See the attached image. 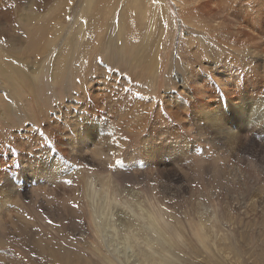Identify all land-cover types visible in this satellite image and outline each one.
Returning a JSON list of instances; mask_svg holds the SVG:
<instances>
[{"label": "rangeland", "instance_id": "374dc122", "mask_svg": "<svg viewBox=\"0 0 264 264\" xmlns=\"http://www.w3.org/2000/svg\"><path fill=\"white\" fill-rule=\"evenodd\" d=\"M138 1L0 0V207L6 211L0 213V264H112L102 243L106 230L109 239L118 234L111 242L119 245L134 234L142 264H264V129L236 141L207 131L217 106L229 114L250 97L248 77L259 92L250 100H264V72L242 53L250 42L206 33L208 16L187 19L176 0ZM250 1L227 0L218 15L230 20L235 11L242 20L244 4L259 8L250 27L264 43V7ZM217 55L237 65L239 89L231 86L234 93L225 96L206 81L210 106L197 98L186 116L167 109L168 116L165 92L189 99L174 90L182 64L207 75ZM89 77L109 78L107 96L97 97L100 109L89 95ZM61 102L65 122L51 115ZM26 125L40 133L22 135ZM17 137L21 147L13 143ZM5 139L15 161L3 149ZM77 144L97 150L84 154ZM51 160L62 165L53 183L36 174L39 181L24 185L29 164ZM89 185L107 188L118 203L117 233L110 216L99 228ZM148 211L163 236L147 229ZM117 263L132 264L121 253Z\"/></svg>", "mask_w": 264, "mask_h": 264}, {"label": "bare ground", "instance_id": "6f19581e", "mask_svg": "<svg viewBox=\"0 0 264 264\" xmlns=\"http://www.w3.org/2000/svg\"><path fill=\"white\" fill-rule=\"evenodd\" d=\"M226 1L227 0H176L178 7L182 6L181 12L185 16V18H187L188 15H192V16L197 17L198 19L202 20L203 16H204V18H205V16H208V19L205 18L202 20L205 22V24H204L205 27L200 25L202 22H200L199 20H195L196 21L195 25L197 27L201 26L200 29L202 27L206 28V33L208 31L218 30V31H220L221 34L223 33L224 35L229 36L230 39L235 38L236 42L240 41L239 39H237L239 37H247V40L250 43L245 45V47L243 48L244 51L242 53L246 54L248 59L252 61L254 67L258 68L260 73H263L264 72V43L256 41L257 36L254 35V31L251 29V27L253 29H255V27H254L255 20L253 18L256 17L257 11L260 9L258 8V10L256 11L257 8H255V9L252 8L251 4L250 5L244 4L241 7V9H238L240 11L242 10L240 13V15L242 16V20L239 19L238 14L234 10H231V11H234V15L230 20H227L224 17L219 18L218 14L221 11L222 6ZM250 2L256 3L257 7L260 6L261 4L264 7V0H251ZM254 7H256V6H254ZM232 8H233V6H232ZM251 17H252V19H251ZM189 20H190V18H189ZM198 22H200V24H197ZM34 31H36V30H34ZM222 31H224V32H222ZM261 31H264V28ZM41 32H42V30L39 27L37 32H36V36L40 35ZM203 32H205V31H203ZM220 33H217V34H220ZM210 34H212V33L210 32ZM248 37L252 38L253 39L252 41H256V42H252ZM240 42H243V44H244V41H240ZM230 44H231V42H230ZM231 46L232 45H230V47ZM36 47H38V46H36ZM120 56H122V54H120L119 57ZM208 65H209V72L207 71L208 74L206 75L205 72H204L205 74H198L193 69L191 70L190 69L191 67L189 68L187 64H185V63L182 64L181 71H178L177 74L174 76V77L179 78V80L177 82L175 81L176 85L175 84L174 85L176 88H174V90L177 88L180 89V91L182 93L184 92L183 93V94H185L184 96L188 97L189 99L187 101L184 98H182L181 93L180 94H178V93L177 94H171V93H173L172 90H168L167 92H165V96H164L165 104H164V106H165V110L167 112V115H168V111H167V109H168V110H171V112H177L180 114H181V112H183V115L182 114L181 115L186 116V113L189 111L188 110L189 109V106H188L189 102L191 103L192 101H195L197 98L203 99L201 102L202 106H203V102H208V103H205V105L210 106L213 103L212 101H213L214 97L208 98V96H207L208 92L211 90H209L207 88L208 85L207 86L205 85V84H209L206 81L210 82L211 80H213L212 82L215 84L216 88L218 89V94L222 93V94H225V96L226 95L228 96L230 93H234L231 90V86L235 87V91H237L239 89L238 77L234 75L235 72H238V71H236L238 67H237V65L232 64L231 61L229 62L228 58H220L219 55L213 56L212 61L209 60ZM200 70H202V69H200ZM184 75H187L190 78V80L188 79L190 81V82L188 81V83H190L191 86H190V84H187L186 80H184ZM37 77H38L37 75H33V76H31L30 79L35 80V78H37ZM51 78L53 79V81L56 80V75L54 73H52ZM93 78L94 77H92V78L89 77L85 81H86L88 89H89V95L93 99L94 106L97 109H100V108H98L99 107L98 102L103 101V98L105 96H107V93H106L108 90L107 88L110 85V84L108 85V83H109L108 79L109 78L108 79L102 78V80L99 82H93ZM247 83H248L247 89H249V91L252 93L250 95V97L254 98L253 94L257 95L259 92H258V90H255V84L252 81V79H250L249 77H248ZM169 89H172V88H169ZM186 93H187V95H186ZM214 95L215 94L213 93V96ZM98 96H100V99H102L101 101L97 100ZM197 96H199V97H197ZM246 97H242L241 99L239 98L241 101L240 104H238L237 106H233V109H231V107H230L229 108V114H225L224 113L225 109L221 108L219 106H217L215 108L216 110L214 112H213V110H210L208 108L206 110V113L208 114L210 111H212L213 113H212V115L207 116L208 120L212 124L211 129H208L207 131L210 133L213 130L219 131L221 133L223 132L225 134V136L228 139H230L231 141H233V140L236 141L237 139H240V138L246 139L247 137H249L250 133L252 134L253 132H255L258 134L259 131H262V129H264V114H263V112H264V100L257 98L254 102H252L250 100L249 95ZM53 104H54V106H51V108H52L51 115L53 116L52 118H54V119L60 118L61 120H64V122H65L66 121V119L64 117L65 112H63L62 107H65L66 104L63 103L64 105H61L62 102L60 103L59 106L57 103H53ZM249 113L252 114V116H254V118L252 120L253 123L251 122V120H250V122L249 121L247 122V119H250V118H248ZM174 115L176 116V118H178V116H179L178 114H175V113H174ZM252 116H250V117H252ZM159 118H160V116H159ZM179 119L182 120V117L179 116ZM162 121H164V120H162ZM225 122L233 123V126H235L234 128L237 130L235 131V130L231 129L229 126L226 125ZM65 125H67V124L65 123ZM26 126H28V125H26ZM255 127H259V130H254ZM24 129H25L26 133L22 134V135H28V136L32 137V135H36V134L38 135L40 133L37 131V129H33L30 126H28L27 128L24 127ZM91 129L93 130L92 125H91ZM49 130L52 131V129H49ZM80 133H81V138L84 141L86 139L85 132L81 131ZM93 134L95 135L94 132H93ZM96 134H97V132H96ZM262 136H264V135H262ZM13 137H15V136H13ZM99 139H101V141H103L102 137H100ZM1 140H3V139H1ZM252 140H254V139H252ZM249 141H250V139H249ZM223 142H225V141H223ZM13 143H14V145L16 144L17 146L21 147V144L19 143L18 137L13 139ZM78 144L74 147H76V149H78L77 151L84 152V154L89 152V151H92V153H94L97 150V149L88 150L87 145L82 144V145H84L82 147L81 145H78ZM246 144H247V142H246ZM10 145H11V143L8 145V141L6 140L3 149L8 153L7 154L8 157H14L13 160L15 161L16 155H13V153L11 152ZM224 145H228V144L226 143ZM235 146H237V145H235ZM19 159L21 161H23V158H20V156H19ZM29 161L30 160H28V159L26 160L27 163H29ZM12 162L13 161H11V163ZM54 163H56V164H54ZM61 169H62L61 163H58L55 160H51L50 162H48V164H45V165L41 164V166H40V164H39L38 168L29 164L28 169L25 170L26 171L25 176L27 177V182L25 180L24 185L29 184L28 183L29 179L36 180V174L38 176H40V175L42 176L44 174L47 181L53 183V179L55 181V179L58 178L57 176L59 175V172ZM57 170L59 171L58 173H56ZM46 179H45V181H46ZM36 181H39V180L37 179ZM5 183H7V182L5 181ZM48 183H46V185H49ZM44 184H45V182H44ZM35 185H36V183H35ZM50 185H52V184H50ZM33 187H34V185H33ZM87 192H88V196H89L90 200L92 201V204L94 203V205H95V206L93 205L94 207H93L92 211L95 215V219H96L97 223L99 222V220H101V218L106 219L105 216H110V218L113 219L111 229L113 230L114 234L117 233V230H116L117 228H116L115 218H114V215H116L117 212L114 211L113 207H116L118 203L116 202L115 198L109 195V192H108L107 188H105V187L101 188V190H99V189L95 190V189H92V187L90 188V185H89ZM94 196H95V199H94ZM2 199L4 200L3 197H2ZM134 208L136 209V207H134ZM130 211H131V213H135L132 208H130ZM4 212H6V211H4L3 208L0 207V213H4ZM118 215H117V217H118ZM136 215H137V213H136ZM137 216H139V215H137ZM129 217H130V214H129ZM123 219L124 218H120L119 220L121 222H123ZM147 219H149V226L147 227V229L151 230L154 233V235L163 236L164 231L161 230L158 218L152 212L148 211ZM109 223H110V221L106 222V224L104 223L107 226V227L105 226L106 228L110 227ZM98 225H99V228L104 227L103 223L102 224L98 223ZM128 229L131 230L130 226L128 227ZM102 235H103L102 236V239H103L102 243L105 245L106 251H108L107 252L108 257L111 260V261L110 260L109 261L112 262V264H119V263H117V261H119L120 253L127 261L130 260L132 262V264H142V259H140V257H139V254H141L140 251L135 252L134 242H136L138 238H136V236L134 234H126V235L122 236V237H124L122 245H119V242L112 243L113 239L119 238L118 234L115 235L116 238L113 237L112 239H109L108 237H111V235H109V231L106 230L105 232L102 233ZM150 242L152 243L153 240L150 239ZM147 243H149V242L146 241V243H145L148 246ZM112 253H115V256H111ZM147 258L148 257L144 258L143 260L146 261ZM148 262L146 261L147 264H149Z\"/></svg>", "mask_w": 264, "mask_h": 264}, {"label": "snow or ice", "instance_id": "6c2138e0", "mask_svg": "<svg viewBox=\"0 0 264 264\" xmlns=\"http://www.w3.org/2000/svg\"><path fill=\"white\" fill-rule=\"evenodd\" d=\"M49 222H51V221H49Z\"/></svg>", "mask_w": 264, "mask_h": 264}]
</instances>
